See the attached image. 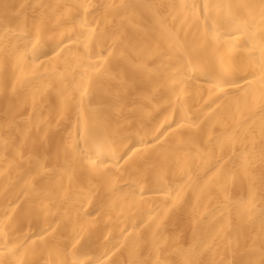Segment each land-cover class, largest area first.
Segmentation results:
<instances>
[{"label":"bare ground","instance_id":"bare-ground-1","mask_svg":"<svg viewBox=\"0 0 264 264\" xmlns=\"http://www.w3.org/2000/svg\"><path fill=\"white\" fill-rule=\"evenodd\" d=\"M0 264H264V0H0Z\"/></svg>","mask_w":264,"mask_h":264}]
</instances>
